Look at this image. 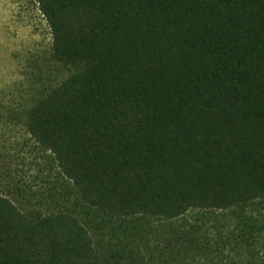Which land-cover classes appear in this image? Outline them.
<instances>
[{
  "label": "trees",
  "instance_id": "trees-1",
  "mask_svg": "<svg viewBox=\"0 0 264 264\" xmlns=\"http://www.w3.org/2000/svg\"><path fill=\"white\" fill-rule=\"evenodd\" d=\"M36 1L72 73L24 126L86 216L0 194V264H164L125 224L192 210L230 212L233 231L172 252L264 264V0Z\"/></svg>",
  "mask_w": 264,
  "mask_h": 264
},
{
  "label": "rangeland",
  "instance_id": "rangeland-1",
  "mask_svg": "<svg viewBox=\"0 0 264 264\" xmlns=\"http://www.w3.org/2000/svg\"><path fill=\"white\" fill-rule=\"evenodd\" d=\"M51 51V29L38 2L0 0V194L23 210L38 205L86 216L74 185L24 126L27 108L72 73L53 60ZM254 212L264 213V207L256 206ZM233 224L230 212L192 210L172 221L139 217L125 225L145 236L142 244L164 264H210L219 260L215 249L207 254L180 245L174 253L169 242L179 234H193L211 245L219 234H231Z\"/></svg>",
  "mask_w": 264,
  "mask_h": 264
}]
</instances>
